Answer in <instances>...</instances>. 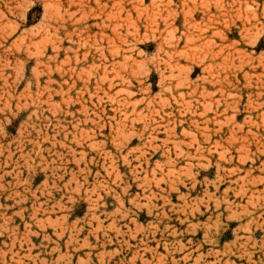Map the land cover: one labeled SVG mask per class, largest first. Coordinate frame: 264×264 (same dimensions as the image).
Here are the masks:
<instances>
[{
    "label": "rangeland",
    "instance_id": "374dc122",
    "mask_svg": "<svg viewBox=\"0 0 264 264\" xmlns=\"http://www.w3.org/2000/svg\"><path fill=\"white\" fill-rule=\"evenodd\" d=\"M0 264H264V0H0Z\"/></svg>",
    "mask_w": 264,
    "mask_h": 264
}]
</instances>
